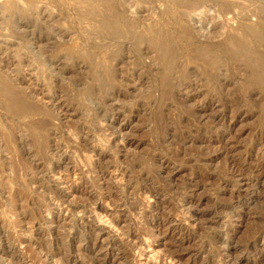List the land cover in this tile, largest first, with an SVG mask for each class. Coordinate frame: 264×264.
Masks as SVG:
<instances>
[{
    "label": "rangeland",
    "instance_id": "1",
    "mask_svg": "<svg viewBox=\"0 0 264 264\" xmlns=\"http://www.w3.org/2000/svg\"><path fill=\"white\" fill-rule=\"evenodd\" d=\"M177 253L264 264V0H0V264Z\"/></svg>",
    "mask_w": 264,
    "mask_h": 264
},
{
    "label": "bare ground",
    "instance_id": "2",
    "mask_svg": "<svg viewBox=\"0 0 264 264\" xmlns=\"http://www.w3.org/2000/svg\"><path fill=\"white\" fill-rule=\"evenodd\" d=\"M200 4V3H199ZM252 31V30H251ZM251 62V61H250ZM9 98V97H8ZM12 98V97H11ZM15 98H17V97H15ZM12 101L13 100H15L14 98L13 99H11ZM59 101V100H58ZM15 102V101H14ZM19 102H17V104H18ZM23 105V104H22ZM21 106V105H20ZM19 106V107H20ZM22 107V106H21ZM14 109V108H13ZM23 110H26V109H23ZM236 167V166H235ZM57 170V169H56ZM239 170V169H238ZM235 172V171H234ZM236 173V172H235ZM106 174V173H105ZM110 174V173H109ZM243 175V174H242ZM246 176V175H245ZM234 178V177H233ZM66 179V178H65ZM57 180V179H56ZM59 180V179H58ZM62 181V180H61ZM248 182H250V181H248ZM242 183V182H241ZM232 186V185H231ZM240 186V185H239ZM243 187H244V192H243V195L245 196V193L246 192H248L247 191V189L245 188L246 187V184H244L241 188H239V191H238V197H241L240 195H242V189H243ZM248 187V186H247ZM235 188V187H234ZM249 188V187H248ZM70 190V189H69ZM242 190V191H241ZM152 192V191H151ZM247 194V193H246ZM148 195V194H147ZM155 195V194H154ZM156 196V195H155ZM196 196V195H195ZM236 196H237V194H236ZM248 195H246V197H247ZM237 197V198H238ZM194 198V197H193ZM236 198V199H237ZM233 199V198H232ZM235 199V200H236ZM239 199V198H238ZM237 199V200H238ZM247 199V198H246ZM245 199V200H246ZM187 201V200H186ZM232 201V200H231ZM193 202V199H191L190 197H189V199H188V201H187V204L189 205V204H191ZM236 202H238V201H236ZM250 202V201H249ZM108 203H109V201H108V199H106V206H108ZM230 203V202H229ZM243 203V202H242ZM105 204V203H104ZM187 204H185V205H187ZM238 204V203H237ZM111 205V204H110ZM184 205V206H185ZM232 205V204H231ZM101 205H97V207L99 208ZM103 206V205H102ZM229 206V205H228ZM233 206V205H232ZM236 206V205H235ZM108 208V207H107ZM147 208V207H146ZM229 208V207H228ZM104 209V208H103ZM181 209V208H180ZM112 210V209H111ZM193 211V210H192ZM224 212V211H223ZM84 214V213H83ZM109 214V213H108ZM179 215V214H178ZM98 217V216H97ZM103 220V219H102ZM209 220V219H208ZM211 220V219H210ZM221 220V219H220ZM167 221V220H166ZM160 224V223H159ZM153 226V225H152ZM166 225H165V223H161L160 224V226H158L159 227V230H158V235L159 236H162V237H166L168 234H169V232H171V229H163L164 227H165ZM168 226H170V223H169V225ZM184 230V229H183ZM173 231V230H172ZM124 237V236H123ZM161 237V238H162ZM183 237V236H182ZM254 237V236H253ZM127 238V237H126ZM140 238V237H139ZM188 238V236L186 237V239ZM255 238V237H254ZM176 239V238H175ZM185 238H182L181 240H179L178 242H177V246L178 247H182V246H184V244H186V240ZM130 240V239H129ZM188 240V239H187ZM145 241V240H144ZM149 242V241H148ZM256 242V241H255ZM133 243V242H132ZM144 244H147L148 245V243H144ZM191 245V244H190ZM145 247H147L148 249H149V247L148 246H145ZM174 249V248H173ZM144 250H145V248H144ZM78 251V250H77ZM173 251V250H172ZM180 251V250H179ZM137 252V251H136ZM181 252V251H180ZM222 256V255H221ZM164 257V256H163ZM170 257V256H169ZM96 258V257H95ZM158 259V258H157ZM183 259H184V255L183 254H174V255H171V257H170V261H169V264H178V263H180V262H182L183 261ZM169 260V259H168ZM168 262V261H167ZM166 262V263H167ZM188 262V261H187ZM232 262V261H231ZM141 263V262H140ZM165 263V264H166ZM254 263V262H253Z\"/></svg>",
    "mask_w": 264,
    "mask_h": 264
}]
</instances>
